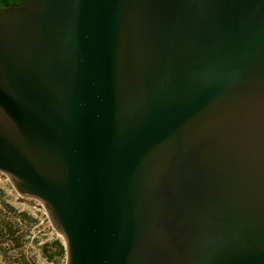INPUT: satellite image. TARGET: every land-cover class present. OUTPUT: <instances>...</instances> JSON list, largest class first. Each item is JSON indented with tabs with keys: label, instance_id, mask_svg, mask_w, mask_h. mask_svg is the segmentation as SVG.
Segmentation results:
<instances>
[{
	"label": "water",
	"instance_id": "95a60500",
	"mask_svg": "<svg viewBox=\"0 0 264 264\" xmlns=\"http://www.w3.org/2000/svg\"><path fill=\"white\" fill-rule=\"evenodd\" d=\"M0 172L66 264H264V0L4 7Z\"/></svg>",
	"mask_w": 264,
	"mask_h": 264
},
{
	"label": "rangeland",
	"instance_id": "374dc122",
	"mask_svg": "<svg viewBox=\"0 0 264 264\" xmlns=\"http://www.w3.org/2000/svg\"><path fill=\"white\" fill-rule=\"evenodd\" d=\"M0 264H66L63 239L41 203L20 196L1 172Z\"/></svg>",
	"mask_w": 264,
	"mask_h": 264
},
{
	"label": "flooded vegetation",
	"instance_id": "af4514ba",
	"mask_svg": "<svg viewBox=\"0 0 264 264\" xmlns=\"http://www.w3.org/2000/svg\"><path fill=\"white\" fill-rule=\"evenodd\" d=\"M24 0H0V10L7 6H19Z\"/></svg>",
	"mask_w": 264,
	"mask_h": 264
}]
</instances>
